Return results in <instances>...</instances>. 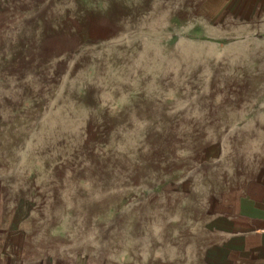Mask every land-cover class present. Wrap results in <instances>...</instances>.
Returning a JSON list of instances; mask_svg holds the SVG:
<instances>
[{
  "label": "rangeland",
  "instance_id": "1",
  "mask_svg": "<svg viewBox=\"0 0 264 264\" xmlns=\"http://www.w3.org/2000/svg\"><path fill=\"white\" fill-rule=\"evenodd\" d=\"M263 168L264 0H0L1 255L223 264Z\"/></svg>",
  "mask_w": 264,
  "mask_h": 264
},
{
  "label": "crops",
  "instance_id": "2",
  "mask_svg": "<svg viewBox=\"0 0 264 264\" xmlns=\"http://www.w3.org/2000/svg\"><path fill=\"white\" fill-rule=\"evenodd\" d=\"M241 194L242 207L225 215L227 241L219 252L223 264H264V168ZM14 255L0 254V264H16ZM18 264V263H17Z\"/></svg>",
  "mask_w": 264,
  "mask_h": 264
}]
</instances>
